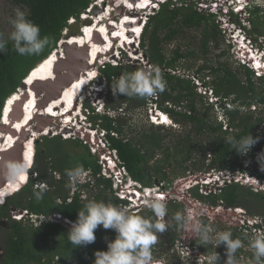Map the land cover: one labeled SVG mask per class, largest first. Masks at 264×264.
<instances>
[{"label": "trees", "instance_id": "trees-1", "mask_svg": "<svg viewBox=\"0 0 264 264\" xmlns=\"http://www.w3.org/2000/svg\"><path fill=\"white\" fill-rule=\"evenodd\" d=\"M9 1L27 10V17L39 26L41 37L49 38V44L36 55H19L12 45L8 46L7 52L0 53V118L2 109L5 115L11 110L13 102L19 99L21 90L18 88L22 80L26 77L27 86L39 65L53 58L62 38L86 35L79 28L89 21H82L80 14L91 9L93 2ZM188 1L159 3L158 8L147 15L139 38L138 46L146 63L150 68L155 66L160 70L166 83L164 91L147 98L113 95L110 87L113 77L143 66H134L133 60L132 63H104L98 69V76L107 85L103 95L104 110L95 111L86 100L84 106L88 123L97 133L102 132L101 139L105 143L102 152L114 151L118 166L142 186L160 185L167 190L174 184L178 192L185 182L174 183L177 178L200 174L207 176L222 171L249 173L264 180V170L257 160L258 154L264 153V74L255 75L251 68L239 62L238 66H232L222 48L226 37L216 15L200 10L196 2ZM261 11L264 8L252 0L247 7L246 19L252 26L248 34L255 33L264 38ZM71 18L73 22H69ZM187 32L192 33L188 41ZM252 38L256 41V37ZM54 49L55 52H52ZM46 70L41 72L39 80L52 78V67L49 72ZM194 78L217 100L209 101L206 93L198 91ZM150 103L167 113L179 126L164 129L172 135L171 138L164 140L158 131L163 128L161 125L150 123L149 128L138 125L130 128L125 114L133 108L147 110ZM110 111H115L117 115L109 116ZM219 111L222 112V120L217 119ZM248 132L258 141L246 156H242L232 150L226 138L231 136L238 140ZM90 147L84 140L62 138L59 134L43 135L35 139L34 145L31 140L26 142L24 158H33L32 165L27 168H30V175L27 172L22 174L13 180L12 187L6 186V190L0 191L1 197L12 194L0 204V233L5 226L2 220L7 219L6 235L0 240V264H92L94 252L106 250L107 241L115 238L114 230L98 226L93 243L74 248L66 236L70 226L62 223L63 219L74 222L77 211L90 199L111 202L120 207L128 204L116 195L112 174L105 176L102 173L99 154L92 152ZM77 166L87 171L85 182L72 183L67 175ZM223 182L213 187L194 183L186 190L188 198L183 192L175 195L180 197L177 199L170 196L173 191H169L170 194L163 200L168 210L164 218L167 228L165 232L157 233L158 241L152 248L153 259H158L160 264H208L214 245H201L193 232L190 247L200 252L201 262L193 256H180L175 249L184 233L185 223L181 226L174 216L181 213L187 221L184 205L192 201L208 208L196 213L194 222L199 221L214 230L231 231L233 238L241 239L244 245L235 255L254 258L245 249L250 226L245 222L221 219L220 215L227 210L242 208L259 216V223L255 222V226L264 228V192L252 191L233 179ZM40 191H43V197L37 200L36 193ZM218 207L215 213L209 210ZM127 209L144 217L153 215L144 205ZM16 210L26 211L24 219L10 217ZM52 215H59L60 219L53 220L50 218ZM34 216L38 218L37 223L31 222ZM42 216L46 219H41ZM215 251L220 257L218 264H224V245L216 247Z\"/></svg>", "mask_w": 264, "mask_h": 264}, {"label": "clouds", "instance_id": "clouds-1", "mask_svg": "<svg viewBox=\"0 0 264 264\" xmlns=\"http://www.w3.org/2000/svg\"><path fill=\"white\" fill-rule=\"evenodd\" d=\"M142 1L143 0H141L140 3L135 2L134 4H137L135 6L128 4L129 6H126L127 13L124 15V17L128 18L127 21L124 22H127L129 25H132V29L128 31L129 35H133L132 42L135 41L136 38L138 40L137 43H139V38L142 33V29L145 25L146 19H143L139 27H136L138 28V31L136 33V29H134V26H136L135 23H137V19H136L137 17L130 16L131 14H129V11L135 10L137 15H141L140 12L144 13L145 9H152V8L157 9L159 3L165 2L167 0H146V2H142ZM173 1H177V0H173ZM195 1L200 4L206 2L209 3L212 2L214 3L215 8L217 9L219 8V10L224 9L223 13L227 14L230 17L229 20H226L227 22H225V27L228 28L226 30H229V27L231 28L229 30L228 38L233 40L234 51L237 54L239 55H243L244 53L246 54L247 50L243 51L242 45H247V49L253 50L255 55L259 53L260 50L253 49V46L251 45L252 42L248 37L249 27H247L246 24L249 23L246 19L247 7L249 6L252 0H195ZM152 3L155 5H152ZM256 3L259 6L264 7V0H256ZM84 14L85 13L80 14L82 21H89V22H84V24H81V26L90 25L91 18L85 16ZM139 19L141 20V16H139ZM239 19L241 21H239ZM73 20L74 19L71 18L69 22H73ZM9 24L12 30L8 34L7 39H5L4 34L0 32V53H5L8 51L9 42H11L12 48L19 55L39 54L49 44V38L47 36L41 37L39 26L34 22H32L27 17L25 12L17 9L15 11L14 16L10 18ZM84 26L80 28L79 30L80 32H82V28ZM99 33L101 34L102 32L99 31ZM72 36L67 35L65 41H69ZM117 37H119L120 41L124 40V42H126V40L123 39L120 35H118ZM87 44L90 46V43ZM80 46L82 47V45H79L77 46V48ZM112 47L113 45L109 44L106 48H104V51L106 52L105 55L111 52L110 50H112ZM116 49L119 50L121 53L124 47L120 43H118ZM236 49H238V51H236ZM55 50L56 49H54L52 52H55ZM263 54L264 52L262 54L260 53V56L256 58H252L251 55L246 54L247 56L245 57L247 58V64L245 63L242 64L247 65L254 72L255 71L259 72L260 70L263 71L262 73L257 74V75H262L264 74ZM133 57L134 56H132V58ZM98 59L99 56H97L95 53V55L92 58H90V61L88 63L89 64L96 63ZM236 60L239 59L237 58ZM251 62L254 63L253 66H250ZM104 63L116 64V61L114 62V60H109ZM104 63H102V66ZM97 76L98 74L92 75V77L85 83V85H83L82 90H79V92H77L74 96L80 94L84 95L83 91L84 90L88 91L87 86L91 83L92 79ZM25 79L26 77L23 80L25 81ZM51 79H54V77H52ZM32 85H28V86H32ZM165 86L166 83L162 78L160 70L158 67L155 66L151 68L141 67L132 72H125L119 75L118 77H113L112 82L110 83V87L113 95L122 94L125 97H140V98H147L154 96L158 92L164 91ZM86 100L88 99H85V101ZM98 101L97 104L93 105V107L95 108L99 106L102 109L99 111L102 112L104 110V100L102 101V103H99ZM152 105L155 104L150 103L148 107H150L151 109ZM34 106L35 103L32 105V108H34ZM154 107H155L154 109L155 114L151 113L148 116L150 123L154 125L162 124L165 125L166 127L176 126L172 118L167 113L157 108L156 105ZM58 109H60V107L57 106V109L55 111H57ZM73 109H75L74 101L72 102L71 108L64 111L61 115H63L65 112L68 111H70L71 113ZM75 112H76L75 117L78 115V113H81V115L84 117V119H82L84 120V123L88 122V119L86 117L87 116L86 108H84V111H82L80 105ZM34 113H37V111L34 110ZM44 114L47 115V113ZM48 114L51 117H53V119L57 118V116L52 115L50 112ZM108 115L115 117L117 113L115 111H110L108 112ZM162 115L166 117V119L163 122L162 119H160V116ZM58 117H62V116L58 115ZM72 118L73 117H70V119L66 121L65 120L66 117H64V119L61 120L62 122L65 121V123H62L64 124L62 125L63 128L67 126L66 125L67 122L69 123V125L74 127V129L76 128V125L78 124L73 123ZM75 119L77 120V118ZM87 129L90 130L91 125L88 126ZM92 134L94 136V133ZM257 141L258 138L253 137L249 132L246 135L241 136L238 140L235 137H231V136L226 138V142L232 146V150H234L235 152H237L239 155L242 156H246L251 150V148L257 143ZM34 151H35V147H34ZM34 151L32 154L33 156H34ZM95 153L99 154V156L103 155L102 158L105 164H108V158H107L108 156L110 155L114 156V158L111 156V159H113L112 165L107 166V170L110 175L112 174L114 176L116 174H120L122 177L123 183H121L119 187L113 186L114 179H112V184H113L112 187L116 195L119 189L125 191L127 194L131 193L132 195H136V192H134V190L138 189V192L142 193L143 195L137 194L136 200L128 199L126 197L121 198L128 201L127 206H124L125 208L117 206L111 202L98 201L95 199L88 200L83 205V207L79 211H77L76 220L74 222H70L67 219H63V221L66 220L70 223V227L66 235L68 241L72 245H74V248L77 246H86L88 244H91L96 239L95 230L98 228V226H102V228L105 230L107 229L114 230L115 238L112 239L111 241H107V248L105 251L94 252V260L92 264H152L153 261L152 248L158 241L157 233H163L166 231L167 228L164 222V218L166 217L168 210L166 203L163 201L164 197L167 196L166 190L162 189L159 186L156 187L154 185H153L154 187L142 186L140 183L130 179V177L127 175L125 170L118 166L117 163L118 160L115 158L114 151H108V153L106 151L104 153L102 152V150H99L98 152ZM105 154H108V156H104ZM257 160L260 165V168L264 170V153L258 154ZM30 165H32V162ZM24 171H25V165L22 162H18V161L0 162V174L8 177L11 180H15V178L22 175ZM67 175L69 176L72 183H76L85 178L87 180L88 173L82 166H77L74 169L69 170L67 172ZM197 176H201V179L204 178V180H206L207 176L209 177L210 175L205 176L200 174ZM80 182L82 183L85 181H80ZM195 184L206 185L209 187L208 182L195 183ZM191 186H188L187 189ZM127 191H131V192H127ZM42 197H43V191L36 193L37 200L42 199ZM141 197H144L143 201L141 200ZM4 201L2 203H4ZM142 203L146 208L151 210L153 214L152 217H144L140 214H134L127 209V208L134 209L135 207L141 206ZM190 203H200V202L192 201ZM57 219H60V216H58ZM174 219L175 221L181 223V226H183V224L186 223L185 217L181 213H176ZM191 230L195 234V236L200 240L201 245H205V244L214 245L212 253L208 256V264H218L220 257L219 254L215 251V248L220 246L221 244L224 245V249H225L226 259L224 260V264H238V260L235 254L237 250L243 247L244 245L241 239L233 238L231 231L214 230L211 226L203 225L199 221H196L191 224ZM247 247L252 251L255 264H264V231H258L254 235H252L249 238Z\"/></svg>", "mask_w": 264, "mask_h": 264}, {"label": "rangeland", "instance_id": "rangeland-1", "mask_svg": "<svg viewBox=\"0 0 264 264\" xmlns=\"http://www.w3.org/2000/svg\"><path fill=\"white\" fill-rule=\"evenodd\" d=\"M190 2H196L195 0H189ZM188 1V2H189ZM135 2L140 3L141 0H93L92 4L90 5L91 9H86L85 11V16L91 18L90 19V25L84 26L82 28V30L84 32V34L86 35H75L73 36V40L70 38V40L68 41L70 44L75 43V39L79 38L81 39V41H83L82 47L84 48L83 50H85L84 52L82 50L77 49V47H73V49H69V53H70V57L71 59L69 60L68 58H66L65 56V49L63 48V44L64 42H66L65 38H62L60 40L59 43L61 44H57V50L55 55L53 56V58L48 62H44L43 64L39 65V67L37 68L36 71L33 72L31 79L29 81V83L27 84V86L21 88L19 87L18 89L21 90V94H26L29 93V95L31 96V94H33L32 97H30L31 99L27 101V103H24L23 105V109L25 110V112L23 113V118H25L27 116V114L29 112H32L35 109L32 108L33 105V101L35 99H37L38 101H42L45 97H46V93L44 91L38 92V94L34 95L35 90H30L28 88H30L31 83H33V81H35L33 84L35 86V88H40V86L44 87L45 89H47L48 93L50 91V89H54L56 87V78L51 82V83H36L37 80H39L40 78V74L41 72H43L45 69H47L46 71H48L49 69H51L52 67V72L54 76H58L59 74L62 76H70L72 78H74L75 76L72 75L73 73L77 72L78 75V79L74 80L73 83L68 86L69 91L71 92H78L75 91L74 86L76 85L77 89L80 90V86H81V81L85 83L92 77V75H96L98 74V69L102 67V63L107 62L109 60H114V62H122V63H132L131 59L134 60L133 61V65L134 66H138L141 65L143 67L146 68H150L149 65L146 63V59L144 57V55L141 54L139 46L137 45L138 40L135 38V41L132 42V37L133 35H130L129 39L130 42H128L127 46L126 44H124V49L121 51L116 49V46L118 43H121L119 37H117L118 35H120L121 37L124 36V31L125 30H131L132 29V25H129L127 22L124 23V21H127V17H124V15L127 13V7L130 5H137L134 4ZM155 2V1H153ZM189 2V3H190ZM244 2V1H243ZM192 3V2H191ZM197 3V2H196ZM152 5H155L152 3ZM197 7L200 8V10L202 11H206V12H212L216 15V19L220 24V27L222 28V32L224 33L226 40L225 42L222 44V48L225 49V55L228 56V61L232 64V66H238V62L239 63H245L247 64V58L245 56H247L246 54L249 53V55H251L252 58H256L260 56V53L262 54L264 52V38L262 36H258L257 34H252L250 33V35H248L249 39L251 40V45L253 46V49L255 50H260L258 54L255 55L253 50H248L247 49V45H242V47L244 48L243 50H247L246 52L248 53H244L243 55H239L234 51V43L233 40L229 39V30L231 29L229 27V30L227 27H225V22H227L226 20H229V16L227 14H224L223 11L224 9H220L219 8H215L214 3H197ZM261 7V6H260ZM264 8V7H262ZM19 9L25 13H27V10L23 7L17 6L13 3H11L9 0H0V32H2L4 34V38L7 39L8 34L11 32V26L9 24V20L10 18H12L15 14V11ZM155 9V8H154ZM152 9H145L144 13H141V15H137V13L135 12V10H130L129 14H131L130 16H136L137 18V23H135L136 26L135 27H139L140 23L142 22L143 19L147 18V15L152 13ZM219 14V15H218ZM260 20L264 22V11L259 12ZM139 16H141V20L139 19ZM130 18V17H129ZM238 18V17H237ZM81 19V17H80ZM97 21V22H96ZM99 21V22H98ZM239 21H241L239 19ZM125 24V26H124ZM247 27H252L251 23H246ZM81 26V27H82ZM80 27V28H81ZM110 27V28H107ZM79 28V30H80ZM99 31H101L102 33L100 34ZM108 31V32H106ZM127 31V32H128ZM126 32V31H125ZM129 33V32H128ZM192 35V33H191ZM191 35L187 32L186 34V41L190 40L192 37ZM110 36H114L113 40L110 38ZM82 37V38H81ZM252 37H256V41H254V39ZM120 41V42H119ZM132 42V43H131ZM90 43V46L87 44ZM229 43V44H228ZM233 43V44H232ZM109 44H112V50H110L111 52H109V54L105 55L106 53H102L105 52L104 48H106ZM11 45V42H9L8 46ZM80 44H78L79 46ZM230 45V46H229ZM172 46V45H171ZM170 46V47H171ZM236 51H238V49H236ZM60 52V53H59ZM86 57H84L85 55ZM97 56H99L98 61H96V63L93 64H88V66L86 68L81 69V63L82 61L85 60L86 61H90V55H92V57L94 56L93 54H95ZM57 56H62L63 58H65L64 60H61V58H56ZM132 56H134L132 58ZM264 57V54H263ZM239 60H236V59ZM55 59V61L53 62V60ZM73 61V63H72ZM200 61H198L197 63H199ZM146 63V64H145ZM254 63H250V66H253ZM63 66H67V70H65L64 68L60 67ZM74 67V68H73ZM49 72V71H48ZM58 72V73H57ZM263 71H259V72H254L255 75H257L258 73H262ZM188 73V72H186ZM192 73V72H190ZM49 75V74H48ZM55 81V82H54ZM196 82V81H195ZM199 83V82H197ZM88 87V91L84 90L83 94L77 95L73 97V101L75 104V109H73V111L70 113L68 111V114L70 117L72 118V122L76 123L78 125H76V128L74 129V127H72L71 125H67L66 123V127L63 128V124L65 123V121L61 122V120L64 119V117H57L55 119H51V120H47L45 118L40 119L41 122H43L44 124H46V130L50 131L48 133L44 132L40 133V134H34V137L39 138L43 135H55V134H59L62 138H79L81 140L86 141L91 147L90 150L92 152H97L96 149L101 150L105 147L104 144V140H102V132H95V130L90 129L88 130V126H90V124H88V122L84 123V117L81 115V113H78V115L75 117L76 114V110L77 108L81 105V109L82 111H84L85 106L83 105L85 102V99H88L89 103L91 106L97 104V101L99 103H102L103 101V95L105 90L107 89V85L106 82L103 78H101L100 76L95 77L92 79L91 83L87 86ZM17 89V90H18ZM16 90V91H17ZM198 91H200L201 93H204V89L202 88H198ZM208 95V100H215V98L212 97L211 92L207 91L206 93ZM66 96V92L64 89V92L61 93L60 97L58 99H56V103H58L59 105H62L60 103V101H64V98ZM29 97V96H27ZM32 103V104H30ZM30 105V110L28 108V106ZM155 105H152L151 109L149 107V109L145 110V109H140V108H133L130 109V111L125 114L126 117V121H128L131 126L130 128L132 129L135 125H138L139 127H143V128H149L150 126V120H149V115L151 113H154V107ZM53 106L51 105L49 107V111H51L52 115H56L58 116L60 114V112H64L63 109H65L67 107V105H62L59 106L60 109H58L57 111H55V109L57 108L56 106H54V108H52ZM95 111H99L102 110L99 106L95 107ZM60 110V111H59ZM49 111L44 112L43 113H49ZM59 111V112H58ZM8 113L7 112L3 119L4 122L6 121V119H8ZM25 113H27L25 115ZM67 113V112H66ZM87 114V113H86ZM121 114H124V110L121 111ZM155 114V113H154ZM153 114V115H154ZM218 120H222L223 115L222 112H218ZM86 116V115H85ZM8 117V118H7ZM31 117V116H30ZM32 118V117H31ZM77 118V120L75 119ZM23 120V119H22ZM61 122V123H60ZM18 123H20L18 121ZM39 121H35L33 122L34 125H38ZM83 123V124H82ZM17 125V121L15 122V127ZM163 128H159L160 130H158L159 132H161V135H163L164 140H167V138H171L172 135L168 134V131L164 130V129H170V128H166L165 125H162ZM17 127L19 128L20 125H17ZM177 127H179L178 125L174 126V128L172 129H176ZM17 129V128H15ZM170 131V130H169ZM90 132V133H89ZM94 133V136L93 134ZM88 135V137H87ZM87 139V140H86ZM13 137L11 135H7L4 138V144L6 145V147H9L12 145L13 143ZM6 148L0 149L4 150ZM108 153V151H107ZM106 156H108V154H106ZM112 156V155H110ZM103 155L99 156V162L102 166V173L105 176H109L108 172L105 171V169H107L105 167V163L103 160ZM114 158V156H112ZM108 158V157H107ZM33 158H31L30 160H24L25 164L29 165L31 164ZM110 162V163H109ZM109 165H112V161L109 160ZM245 165V164H244ZM30 166V165H29ZM209 175V174H207ZM34 176V174H33ZM113 176V175H112ZM115 178V175L112 177V179ZM189 179V180H188ZM236 180L239 181L240 183L244 184V186H248L250 187V189L252 191H263L264 192V180H260L259 178L255 177L253 174H249V173H241L239 171H236L234 174L229 173L228 171H222V172H216L211 174L209 177L207 176V179L204 180L201 179V176H191L188 175L185 178H177L176 181L174 183H180V182H185L184 184H182L179 187L178 192H176L177 190H175V185L171 184L170 187H168L169 189H167V191H173V193L170 194V196L174 197L175 195H180L181 193H185L186 197L188 198V194H186V189L188 186H191L193 183H202V182H208L209 187H213V186H220L222 185L224 182L223 180L229 181V180ZM80 181H86V178ZM165 184V183H164ZM156 187H160V185H154ZM153 186V187H154ZM161 190V189H160ZM183 191V192H182ZM175 198L179 199L180 197L175 196ZM141 200L143 201V197H141ZM140 203V201H139ZM185 209L184 212L186 213L187 216V221L185 223V228H184V233L181 235V239L179 240V242L177 243V246L175 247V249L180 253V256H193L195 257L196 260H198L199 262H201V258L202 256L200 255V252L196 249H192L190 246V243L192 241V230H191V224L194 223L195 220V216L196 213H198L200 210H205L207 211L208 208L206 205L202 204V203H185L184 205ZM137 208V207H135ZM220 207L218 208H214L213 210H211L209 208L210 211H212L213 213H215L216 210H218ZM25 210H16V211H12L11 213V218L13 219H21L23 218V216H26L25 214ZM219 213V212H218ZM221 219H230L232 221H240V222H245L250 226V229L248 230L249 234L248 237L246 239L247 243L249 242V238L254 235L256 232L258 231H264V228L262 226H255V222L259 223L260 217L257 216L256 214H251L248 211H244L242 208H235L231 211L227 210L225 211V213H222L221 215ZM51 219L58 221L59 219H55L54 216H50ZM24 219V218H23ZM37 217L34 216L31 218V222L33 220L34 223H37ZM2 221H4L5 226L4 229L2 230V232L0 233V240H3V238L6 235V229H7V219H3ZM61 221V220H60ZM165 221V220H164ZM62 223H64L66 226H70L69 224H67L65 221L62 220ZM246 243V242H245ZM245 249L248 251V253H252V251L247 247V245L245 246ZM252 255V254H251ZM237 260H238V264H255V260L254 258H252L250 255H243L241 254L240 256H236ZM226 259V257H225ZM224 259V260H225ZM152 264H160V261L158 259H153Z\"/></svg>", "mask_w": 264, "mask_h": 264}, {"label": "water", "instance_id": "water-1", "mask_svg": "<svg viewBox=\"0 0 264 264\" xmlns=\"http://www.w3.org/2000/svg\"><path fill=\"white\" fill-rule=\"evenodd\" d=\"M69 44V45H68ZM72 45V46H71ZM78 44L73 43L70 44L68 41L64 42L63 44V48L65 49V56L66 58L70 59V53H69V49H73V47H77ZM77 49L82 50L83 52L85 50H83V47H78ZM52 53V52H51ZM85 55V53H84ZM86 57V55L84 56ZM59 58H61V60H64L65 58H63L62 56H60ZM88 61L84 60L81 63V69L86 68L88 66ZM61 68H64L65 70H67V66H61ZM58 73V72H57ZM72 75H74L75 77L72 78L71 75L70 76H61L60 74L58 76H54L57 77L56 80V87L54 89H50L49 93L47 91V89H45L44 87L40 86V88H35L34 85L30 86V89H34L35 90V97L38 94V92L44 91L46 93V97L42 100V101H38L36 99L35 101V105L36 108L34 110L37 111V113L33 114L32 119H28L23 125H21L18 129H14V125L16 120H18L19 122H21V120L23 119L22 117V113H21V109L23 107L24 102L27 99L26 94H21L19 97V100L14 101V105L13 108L15 109L13 112H15V118H11L10 116V120L8 121V123H4V109H2L1 112V118H0V134L7 136L8 134L11 135L13 137V143L11 146L7 147L5 150L0 151V162L3 161H18V162H22L24 163V151H25V143L29 140H31V142L34 145V141L36 139V137H34V134H40L44 132H47L48 130H46V124H44L43 122L40 121L41 117L45 118V119H53V117H51L49 114L46 115L43 113V111L45 112L47 105L50 104V102L52 100H56L60 97L61 92L63 91L64 88H66L67 86H69L72 81L78 79V75L77 72L73 73ZM54 79H50V81H48V83H51ZM24 80H22L20 87L23 88L25 87L24 85ZM55 82V81H54ZM33 90V91H34ZM6 102V100H5ZM4 108V107H3ZM53 108V107H52ZM41 111V113H40ZM34 112V111H33ZM11 114V113H10ZM35 121H39L38 125H34L33 122ZM50 131H48L49 133ZM0 135V141H4L3 136ZM34 149V146H33ZM30 168L27 169V175H30L29 172ZM9 178L0 174V190H2L7 183L9 182ZM1 197V196H0ZM7 197H3V201L6 199ZM65 222L67 224L70 225V223L68 221L65 220Z\"/></svg>", "mask_w": 264, "mask_h": 264}, {"label": "bare ground", "instance_id": "bare-ground-1", "mask_svg": "<svg viewBox=\"0 0 264 264\" xmlns=\"http://www.w3.org/2000/svg\"><path fill=\"white\" fill-rule=\"evenodd\" d=\"M142 2H146V0H143ZM125 23V22H124ZM124 26H125V24H124ZM108 28V27H107ZM135 29H136V33H137V31H138V28H136L135 27ZM126 31V32H125ZM124 31V36H122V38L123 39H125L126 40V42H124V40L122 41L121 40V45L124 47V44H126V46H127V44H128V42H130V40L129 39H127V38H129V33L127 32L128 30H125ZM82 32H84L83 30H82ZM73 37V36H72ZM112 36H110V38H111ZM114 37V36H113ZM82 38V37H81ZM112 39V38H111ZM73 40V39H72ZM75 43L76 44H80V45H82L83 44V41H81V39H79V38H76L75 39ZM69 45V44H68ZM72 46V45H71ZM242 49H244L243 47H242ZM243 51H245V50H243ZM60 53V52H59ZM102 53H106V52H102ZM246 53H248V52H246ZM249 54V53H248ZM59 57V56H58ZM91 58V57H90ZM70 59H71V57H70ZM69 59V60H70ZM72 63H73V61H72ZM37 65V64H36ZM74 68V67H73ZM48 81H50V79H45V80H37L36 81V83H38V84H40V83H46V82H48ZM35 81H33V83H34ZM33 83H31V85L33 84ZM72 83H73V81H72ZM71 83V84H72ZM70 84V85H71ZM24 85L26 86V83L24 82ZM69 85V86H70ZM83 85H84V82L83 81H81V86H80V90H82V87H83ZM65 89V92H66V96H65V98H64V103L62 104V105H67V107L65 108V109H63L64 111H66L67 109H70L71 108V105H72V102H73V97H74V95L77 93V92H71V91H69V88H68V86L66 87V88H64ZM64 89H63V91L62 92H64ZM31 90V89H30ZM78 90V92H79V89H77V88H75V91H77ZM61 92V93H62ZM27 95L29 96V97H27V99H26V101L24 102V103H27V101L28 100H30L31 98L30 97H32L33 96V94H31V96L29 95V93H27ZM19 100V99H18ZM17 101V100H16ZM51 104H55V106H62V105H59L58 103H56V100H52L51 102H50V104H48V106H47V108H46V110H45V112H47V111H49L50 109H49V107L51 106ZM13 105H14V102H13ZM13 105H12V110L14 111L15 109L13 108ZM24 105V104H23ZM36 106L37 105H35L34 107L36 108ZM28 108H29V110H30V105L28 106ZM54 108V107H53ZM12 110H10L9 111V113H8V119H6V121L4 122V123H8V121L10 120V116H11V118H15V112H13ZM22 112H25V110L23 109V107H22V109H21V113ZM59 112V111H58ZM70 112V111H69ZM11 113V114H10ZM63 113V111L62 112H60V116H65L66 117V121H68L69 119H70V116H69V114H68V112L66 113H64L63 115H61ZM27 113H25V115H26ZM33 114H34V112H33ZM33 114H32V112H30V113H28L27 114V116L25 117V118H23V120H21V122L20 123H18V120H16L17 121V125H23L28 119H32L31 117H33ZM47 115H48V113H47ZM31 116V117H30ZM56 116V115H55ZM22 117H23V113H22ZM58 117V116H57ZM160 119H162V122L166 119V117L164 116V115H162V116H160ZM62 122V121H61ZM17 125H16V127L14 126L13 128L15 129V128H17L18 129V127H17ZM67 125L69 126V123H67ZM3 136V139L6 137V136H4V135H2ZM28 142V141H27ZM5 142L4 141H0V149H3V148H7L6 147V145L4 144ZM24 147H25V150H26V143H25V145H24ZM5 150V149H4ZM2 151V150H1ZM25 152V151H24ZM24 160H25V158H24ZM32 162H33V160H32ZM110 163V162H109ZM24 165H25V170L28 168V166L29 165H27V164H25V161H24V163H23ZM27 178H28V176H27ZM27 178H26V180H27ZM11 181V179L9 180V182ZM8 182V183H9ZM7 183V184H8ZM6 187V186H5ZM4 187V188H5ZM19 190V189H18ZM1 191V190H0ZM15 193V192H14ZM10 195H12V194H10ZM10 195H7V196H5V197H8V196H10ZM0 198H3V197H0Z\"/></svg>", "mask_w": 264, "mask_h": 264}, {"label": "built area", "instance_id": "built-area-1", "mask_svg": "<svg viewBox=\"0 0 264 264\" xmlns=\"http://www.w3.org/2000/svg\"><path fill=\"white\" fill-rule=\"evenodd\" d=\"M194 80L196 81V83L198 82L197 81V79L196 78H194ZM198 84V87L199 88H202V89H204V93H206V91H205V88L204 87H202V85H200V83H197ZM213 97V96H212ZM213 98H215V97H213ZM217 99L215 98V100L214 101H216ZM213 101V100H212ZM105 144V143H104ZM97 150V152L99 151L98 149H96ZM114 155H115V152H114ZM104 156H106V154L104 155ZM115 158H116V155H115ZM109 160H111V161H113V159H111V156H108V162H109ZM107 166H109V163L108 164H105V167L107 168ZM105 171H107L108 172V170L107 169H105ZM108 175H110L109 174V172H108ZM80 182V181H79ZM121 183H123V181H122V177H121V175L120 174H116L115 175V178H114V180H113V186L114 187H119L120 186V184ZM127 187V186H126ZM127 192H131V191H127ZM134 192H136V195L137 194H142V193H140V192H138V189H135L134 190ZM166 194L168 195V194H170L169 193V191H167L166 190ZM117 195L120 197V198H123V197H126V198H128V199H132V200H136L137 199V196L136 195H132L131 193H126L125 191H123V190H118L117 191ZM143 195V194H142ZM144 198V197H143ZM142 205H143V203H142ZM54 216V218L55 219H57V217L59 216V215H53ZM41 219H46L45 217H40ZM51 218V217H50Z\"/></svg>", "mask_w": 264, "mask_h": 264}, {"label": "flooded vegetation", "instance_id": "flooded-vegetation-1", "mask_svg": "<svg viewBox=\"0 0 264 264\" xmlns=\"http://www.w3.org/2000/svg\"><path fill=\"white\" fill-rule=\"evenodd\" d=\"M108 28H110V27H108ZM112 38V40H113V37H111ZM71 39H73V37L71 38ZM93 55H95V54H93ZM89 57H91L92 58V55H90ZM77 86L75 85L74 86V89L76 88ZM36 100V99H35ZM35 100L32 102L33 104L35 103ZM32 103H30V104H32ZM60 103L61 104H63L64 103V101H60ZM52 106H55V104H51ZM48 106V105H47ZM57 107V106H56ZM59 107V106H58ZM57 109V108H56ZM55 109V110H56ZM50 113H51V111H49ZM30 113V112H29ZM64 125V124H63ZM0 135H2V134H0ZM26 173V171H24V173L23 174H25ZM19 177H21V175L20 176H18V177H16V179L17 178H19ZM14 182H13V180H11L6 186H9V187H12V184H13ZM7 188L5 187V188H3L2 190H6ZM1 201L3 202V199H1ZM1 202V203H2Z\"/></svg>", "mask_w": 264, "mask_h": 264}]
</instances>
